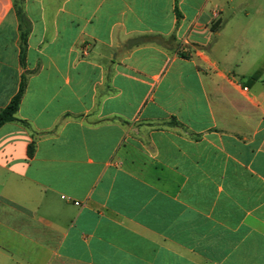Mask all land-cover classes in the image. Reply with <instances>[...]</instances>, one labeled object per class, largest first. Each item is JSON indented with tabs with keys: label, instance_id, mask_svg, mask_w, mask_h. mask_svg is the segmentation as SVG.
Returning a JSON list of instances; mask_svg holds the SVG:
<instances>
[{
	"label": "crops",
	"instance_id": "1",
	"mask_svg": "<svg viewBox=\"0 0 264 264\" xmlns=\"http://www.w3.org/2000/svg\"><path fill=\"white\" fill-rule=\"evenodd\" d=\"M24 10L22 67L0 0V111L26 78V124L0 128V264H264V0Z\"/></svg>",
	"mask_w": 264,
	"mask_h": 264
},
{
	"label": "trees",
	"instance_id": "2",
	"mask_svg": "<svg viewBox=\"0 0 264 264\" xmlns=\"http://www.w3.org/2000/svg\"><path fill=\"white\" fill-rule=\"evenodd\" d=\"M24 2L25 0H13L14 3V7L19 19V28H20V34H21V56H20V60H21V64L22 67H24L25 65V55H26V49H27V41H28V37L31 31V25L30 22L28 21L26 14H25V10H24ZM221 28V23H215L212 26V30L213 31H218ZM259 76V73H257L256 75L253 76V78H257ZM25 88H26V78L25 76L22 79L21 82V86L19 89V92L17 93V95L12 99V101L10 102V104L4 108L3 110L0 111V128L6 124V123H10V122H20L23 124H26L25 121H22L20 119H18L17 117V112L22 100V97L24 95L25 92ZM33 154V147H30L29 150V155L32 156Z\"/></svg>",
	"mask_w": 264,
	"mask_h": 264
},
{
	"label": "built area",
	"instance_id": "3",
	"mask_svg": "<svg viewBox=\"0 0 264 264\" xmlns=\"http://www.w3.org/2000/svg\"><path fill=\"white\" fill-rule=\"evenodd\" d=\"M245 90H247V89L245 88ZM76 205H80V203L79 202H76Z\"/></svg>",
	"mask_w": 264,
	"mask_h": 264
}]
</instances>
